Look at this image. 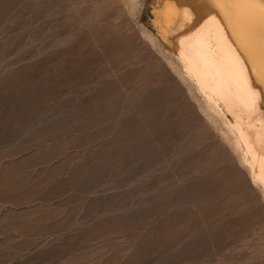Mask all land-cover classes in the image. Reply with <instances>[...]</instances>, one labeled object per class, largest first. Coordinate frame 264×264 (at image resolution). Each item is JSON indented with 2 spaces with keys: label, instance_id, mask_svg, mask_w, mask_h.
I'll use <instances>...</instances> for the list:
<instances>
[{
  "label": "rangeland",
  "instance_id": "rangeland-1",
  "mask_svg": "<svg viewBox=\"0 0 264 264\" xmlns=\"http://www.w3.org/2000/svg\"><path fill=\"white\" fill-rule=\"evenodd\" d=\"M159 25L151 0H0V264H264L246 116Z\"/></svg>",
  "mask_w": 264,
  "mask_h": 264
},
{
  "label": "bare ground",
  "instance_id": "bare-ground-1",
  "mask_svg": "<svg viewBox=\"0 0 264 264\" xmlns=\"http://www.w3.org/2000/svg\"><path fill=\"white\" fill-rule=\"evenodd\" d=\"M151 6L163 40L197 89L222 103L237 125L243 123L239 114L246 116L247 128L238 129L239 137L250 156L251 179L264 192V72L260 70L264 21L259 5L151 0ZM260 109L257 125L252 119L259 118Z\"/></svg>",
  "mask_w": 264,
  "mask_h": 264
},
{
  "label": "snow or ice",
  "instance_id": "snow-or-ice-1",
  "mask_svg": "<svg viewBox=\"0 0 264 264\" xmlns=\"http://www.w3.org/2000/svg\"><path fill=\"white\" fill-rule=\"evenodd\" d=\"M217 4L232 5L237 3H243L248 5L258 4L261 10V18L264 21V0H215ZM223 15V13H221ZM264 27V25H262ZM260 70L264 72V40H262V50L260 56ZM255 71V70H254Z\"/></svg>",
  "mask_w": 264,
  "mask_h": 264
}]
</instances>
